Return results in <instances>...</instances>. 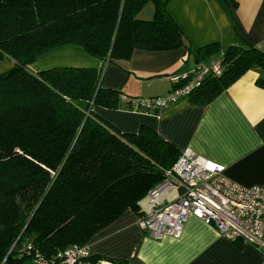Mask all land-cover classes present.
Returning <instances> with one entry per match:
<instances>
[{
  "label": "trees",
  "instance_id": "obj_1",
  "mask_svg": "<svg viewBox=\"0 0 264 264\" xmlns=\"http://www.w3.org/2000/svg\"><path fill=\"white\" fill-rule=\"evenodd\" d=\"M169 1L0 0V59L14 62L0 76V264H32L33 248L49 256L85 244L128 208L141 215L142 199L181 153L147 126L120 133L92 112L122 104L120 91L100 84L101 68L34 71L39 55L76 44L123 68L134 49L185 47L198 64L220 62L221 73L189 95L201 103L246 70L264 67V51L253 46L212 43L192 53ZM148 3L152 16L139 17ZM257 84L264 87V78ZM75 264L129 263L89 255Z\"/></svg>",
  "mask_w": 264,
  "mask_h": 264
},
{
  "label": "crops",
  "instance_id": "obj_2",
  "mask_svg": "<svg viewBox=\"0 0 264 264\" xmlns=\"http://www.w3.org/2000/svg\"><path fill=\"white\" fill-rule=\"evenodd\" d=\"M146 7V6H145ZM144 7V8H145ZM167 10L184 33L192 53L212 43L253 46L264 51V0H170ZM153 8H149L148 19ZM142 10L138 16L141 17ZM142 18V17H141ZM185 47L171 50L134 49L123 68L87 53L76 44L53 47L31 64L34 71L56 66H88L102 69L100 84L130 97L162 95L171 89V74L191 72L196 60ZM14 62L0 59V76ZM264 67L246 70L226 90L209 102L183 96L158 113L92 106V112L120 133L153 129L182 152L190 149L222 167L229 179L244 185L264 183ZM175 188L162 195L170 201ZM167 195H169L167 197ZM141 202L142 212L149 209ZM139 213L128 208L95 232L87 242L90 255L103 263L123 260L129 264H262V255L246 242L221 236L212 224L190 216L182 235L154 239L139 226Z\"/></svg>",
  "mask_w": 264,
  "mask_h": 264
},
{
  "label": "built area",
  "instance_id": "obj_3",
  "mask_svg": "<svg viewBox=\"0 0 264 264\" xmlns=\"http://www.w3.org/2000/svg\"><path fill=\"white\" fill-rule=\"evenodd\" d=\"M220 73L218 60L202 62L189 73L170 75L172 86L165 94L149 97L122 95L121 99L130 109L156 113L180 97L189 96L206 76ZM175 188L179 189L176 198L162 200L164 193ZM148 197L149 209L139 216L138 223L149 237L177 239L188 218L193 216L212 224L230 241L252 245L264 258V183L241 185L226 177L220 165L185 149L165 172L163 181L148 192ZM26 246L30 248L31 244ZM31 252L32 264H75L90 255L87 243L58 249L49 256L34 248Z\"/></svg>",
  "mask_w": 264,
  "mask_h": 264
},
{
  "label": "rangeland",
  "instance_id": "obj_4",
  "mask_svg": "<svg viewBox=\"0 0 264 264\" xmlns=\"http://www.w3.org/2000/svg\"><path fill=\"white\" fill-rule=\"evenodd\" d=\"M149 8H153V5H152V3H148L147 5H146V7L142 10V14H141V17L143 18V16H147V14H148V11H149ZM169 195H167V197H168ZM162 198V197H161ZM147 199L149 200V197H148V195L144 198V199H142V203H145V202H148L147 201Z\"/></svg>",
  "mask_w": 264,
  "mask_h": 264
},
{
  "label": "snow or ice",
  "instance_id": "obj_5",
  "mask_svg": "<svg viewBox=\"0 0 264 264\" xmlns=\"http://www.w3.org/2000/svg\"><path fill=\"white\" fill-rule=\"evenodd\" d=\"M209 167H211V165H209Z\"/></svg>",
  "mask_w": 264,
  "mask_h": 264
}]
</instances>
